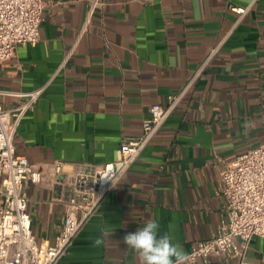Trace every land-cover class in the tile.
Listing matches in <instances>:
<instances>
[{"label":"crops","instance_id":"0c3cea01","mask_svg":"<svg viewBox=\"0 0 264 264\" xmlns=\"http://www.w3.org/2000/svg\"><path fill=\"white\" fill-rule=\"evenodd\" d=\"M97 1L91 10L93 0H44L39 41L16 45L0 65L5 109L42 89L15 136L17 154L49 182L26 183L32 233L52 245L62 226L54 162L70 171L114 161L123 139L141 134L151 106L167 107L185 90L56 264H139L123 237L152 218L158 235L189 254L227 218L218 192L225 166L264 144V0ZM96 237L105 244L92 247ZM245 259L264 264V238H252Z\"/></svg>","mask_w":264,"mask_h":264},{"label":"built area","instance_id":"2783aa9c","mask_svg":"<svg viewBox=\"0 0 264 264\" xmlns=\"http://www.w3.org/2000/svg\"><path fill=\"white\" fill-rule=\"evenodd\" d=\"M97 2L93 0L91 10ZM44 6V0H0V65L14 56L16 45L34 46L39 41ZM232 10L245 13L239 8ZM41 91L20 94L25 102L15 108L5 109L0 104V264H56L185 93L184 90L171 97L167 107L152 105L141 134L124 138L114 161L75 164L70 171L64 170L61 162L52 164V191L55 201L63 207V218L51 245L39 243L32 233L25 192L28 181L48 184L47 174L18 155L15 145L18 126ZM218 186L226 200L227 218L212 236L196 243L186 264H195L199 259L207 261L215 255L249 264L245 257L252 238H264V144L236 155L222 171Z\"/></svg>","mask_w":264,"mask_h":264},{"label":"clouds","instance_id":"9594fccd","mask_svg":"<svg viewBox=\"0 0 264 264\" xmlns=\"http://www.w3.org/2000/svg\"><path fill=\"white\" fill-rule=\"evenodd\" d=\"M159 228V222L155 218L149 219L143 227H139L135 232L127 233L123 237V242L127 249L137 253L139 264H186L189 256L183 246L173 243L168 233L158 235ZM90 239L91 246L94 248L105 244L102 237Z\"/></svg>","mask_w":264,"mask_h":264}]
</instances>
